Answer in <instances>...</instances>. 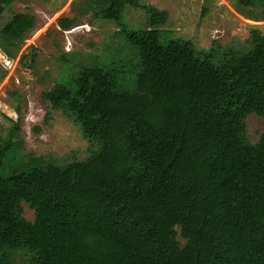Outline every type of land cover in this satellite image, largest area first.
I'll return each instance as SVG.
<instances>
[{
    "label": "trees",
    "instance_id": "trees-1",
    "mask_svg": "<svg viewBox=\"0 0 264 264\" xmlns=\"http://www.w3.org/2000/svg\"><path fill=\"white\" fill-rule=\"evenodd\" d=\"M13 1L0 0V14ZM234 1L244 12L257 0ZM76 2L117 26L120 48L107 72L62 64L41 93L78 125L84 160L24 153L17 122L0 137V264H264V130L250 144L244 127L246 115L264 120V34L251 28L250 50L213 68L188 40L160 44L163 10L143 6L144 27L125 30L118 22L138 0ZM34 25L15 14L0 47ZM123 50L132 64L117 59Z\"/></svg>",
    "mask_w": 264,
    "mask_h": 264
},
{
    "label": "rangeland",
    "instance_id": "rangeland-1",
    "mask_svg": "<svg viewBox=\"0 0 264 264\" xmlns=\"http://www.w3.org/2000/svg\"><path fill=\"white\" fill-rule=\"evenodd\" d=\"M138 5L124 9L119 29L143 28V6L163 10L168 17L158 28L160 44L188 40L192 50L213 68L230 64L250 50L251 28L264 34V0L255 1L244 12L235 7L234 0H138ZM15 14L33 15L35 25L17 43L0 47V137L6 135L11 121L17 122L24 153L57 159L60 163L84 160L88 142L82 138L78 125L50 109L41 93L62 78V64L69 71L98 66L107 72L113 49L120 48V39L113 38L117 26L93 20L76 0H14L2 7L0 31ZM63 20L73 23L68 27ZM108 44L110 54L105 51ZM31 48L35 51L33 60L29 58ZM21 54L27 58L19 63ZM117 59L125 64L134 62L125 50ZM133 75L131 68H124V89L132 88ZM244 127L247 141L254 144L264 130V120L254 114L246 115ZM21 209L22 217L32 222V211L23 203ZM177 241L183 243L178 237ZM17 257L25 259L21 253Z\"/></svg>",
    "mask_w": 264,
    "mask_h": 264
}]
</instances>
